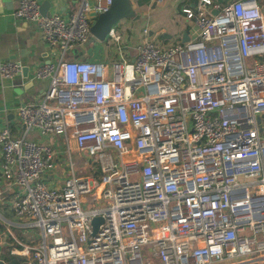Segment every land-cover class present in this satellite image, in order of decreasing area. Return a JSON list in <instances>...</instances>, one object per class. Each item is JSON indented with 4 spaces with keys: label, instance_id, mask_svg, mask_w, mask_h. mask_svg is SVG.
<instances>
[{
    "label": "built area",
    "instance_id": "1",
    "mask_svg": "<svg viewBox=\"0 0 264 264\" xmlns=\"http://www.w3.org/2000/svg\"><path fill=\"white\" fill-rule=\"evenodd\" d=\"M112 3L80 0L63 16L20 0L14 11L39 24L59 58L35 70L49 86L17 107L21 135L0 131L1 175L19 186L12 208L27 236L10 232L11 255L21 264L264 262L262 5L196 0L182 7L195 38L163 44L145 28L130 59L113 27L115 60L66 59L90 44ZM21 71L18 60L0 62L4 78Z\"/></svg>",
    "mask_w": 264,
    "mask_h": 264
},
{
    "label": "crops",
    "instance_id": "2",
    "mask_svg": "<svg viewBox=\"0 0 264 264\" xmlns=\"http://www.w3.org/2000/svg\"><path fill=\"white\" fill-rule=\"evenodd\" d=\"M40 7L47 4L48 14L68 16L75 12L80 0H38ZM196 0H131L139 19H123L114 27L122 36L125 45L124 55L133 59L136 46L144 39L143 30L150 33L163 44L176 40H190L198 33L197 26L182 13V7L193 4ZM226 4L232 0H217ZM264 9V0H259ZM20 0H0V62L18 60L23 68H28V76L23 72L13 78H4L0 73V131L9 126L15 136L22 133L23 126L17 114V107L29 102H38L49 86V80H38L35 77L36 68L43 62L56 61L59 50L49 46L44 40L38 23L17 18L14 11ZM110 48L112 41H104ZM91 43V42H90ZM117 55V53H116ZM76 56L89 59H101L97 51L86 47H75L66 59ZM32 137L37 138L36 132ZM3 152L0 146V259L12 261L15 256L11 250L16 245L12 232L21 239L27 236L17 227L12 208V200L20 191L19 186L9 187L1 175ZM264 263V262H262ZM16 264H21L18 260Z\"/></svg>",
    "mask_w": 264,
    "mask_h": 264
},
{
    "label": "water",
    "instance_id": "3",
    "mask_svg": "<svg viewBox=\"0 0 264 264\" xmlns=\"http://www.w3.org/2000/svg\"><path fill=\"white\" fill-rule=\"evenodd\" d=\"M47 4H42L40 7L42 15H49ZM219 10H214V14H218ZM139 19L140 15L137 14L136 10L133 8L131 0H113L111 7L106 11L101 13L91 26L92 39L91 42L102 41L107 39L110 30L123 19ZM186 41V39L184 40ZM24 76H28V68H23L22 70ZM101 217H96L93 220L94 233L98 229V226L102 223ZM20 256H15L12 261H6L5 259H0V264H16L18 260H21Z\"/></svg>",
    "mask_w": 264,
    "mask_h": 264
},
{
    "label": "rangeland",
    "instance_id": "4",
    "mask_svg": "<svg viewBox=\"0 0 264 264\" xmlns=\"http://www.w3.org/2000/svg\"><path fill=\"white\" fill-rule=\"evenodd\" d=\"M88 49L91 51H97L100 55H101V59L104 62H109L111 60H115V58H117L116 56V51L113 48H110L105 42L102 41H95V42H91L90 44L87 45ZM72 50L68 51L66 54V57H68V55L71 53ZM78 155L77 153L73 154V158L76 160V162H80L79 159H77ZM64 169L69 170L68 166H65ZM85 171V170H84ZM91 207V206H89ZM23 232V234L26 233L25 230H21ZM31 237H37L38 239V232H32L30 233ZM260 264H264V263H260Z\"/></svg>",
    "mask_w": 264,
    "mask_h": 264
}]
</instances>
